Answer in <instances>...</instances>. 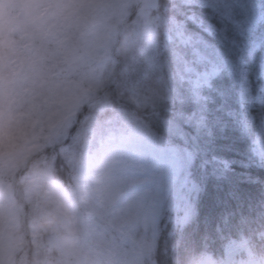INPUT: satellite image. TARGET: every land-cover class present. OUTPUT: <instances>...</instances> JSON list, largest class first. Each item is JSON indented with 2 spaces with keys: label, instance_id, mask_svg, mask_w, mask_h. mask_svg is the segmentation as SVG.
Wrapping results in <instances>:
<instances>
[{
  "label": "clouds",
  "instance_id": "9594fccd",
  "mask_svg": "<svg viewBox=\"0 0 264 264\" xmlns=\"http://www.w3.org/2000/svg\"><path fill=\"white\" fill-rule=\"evenodd\" d=\"M188 3L0 0V264H264V178L203 230L193 197L159 251L125 241L111 218L133 185L161 183L163 146L140 122L173 103L158 57ZM173 70L182 80L178 57ZM92 113L113 126L93 116L85 136ZM254 115L264 121V107Z\"/></svg>",
  "mask_w": 264,
  "mask_h": 264
},
{
  "label": "snow or ice",
  "instance_id": "6c2138e0",
  "mask_svg": "<svg viewBox=\"0 0 264 264\" xmlns=\"http://www.w3.org/2000/svg\"><path fill=\"white\" fill-rule=\"evenodd\" d=\"M180 48L182 80H186L197 108L190 114L181 111L175 114L174 135L185 140L184 125L194 124L198 130L206 127L211 96L203 93L208 89L225 101L219 106L220 111L234 120L251 140L247 161L236 160L233 164L245 168L257 158L264 163V121L254 127L255 118H248L256 102L264 107V0H189ZM223 75L230 78V83L215 86L214 81ZM222 147L227 151L232 145L225 143ZM188 155L191 157L193 152ZM223 167H228L227 162ZM173 179L185 196L190 197L193 191L202 192L187 172L181 175L177 170ZM203 194L208 203L215 204L225 195L234 196L236 190L233 187L225 192L216 187L204 190Z\"/></svg>",
  "mask_w": 264,
  "mask_h": 264
},
{
  "label": "trees",
  "instance_id": "16d2710c",
  "mask_svg": "<svg viewBox=\"0 0 264 264\" xmlns=\"http://www.w3.org/2000/svg\"><path fill=\"white\" fill-rule=\"evenodd\" d=\"M162 42L158 62L161 65V72L165 74V87H167L169 94L173 96V103L146 117L148 120L146 129L159 139L158 141H154V143L193 152L192 161L188 165L187 174L191 177L193 183H196L197 186L202 189V192L197 193L195 191V194H193L198 202L200 210L199 223L203 230V226L207 221H211L213 224L218 221L224 209V201L231 199L230 196L225 195L222 200L217 201L215 204H210L208 203L207 197L203 194V191L216 187H219L225 192L233 187L236 191L251 190V180L255 177L264 178V168L259 165L258 158L254 164H249L245 168L233 164V161L236 160L247 161L251 140L246 133L242 132L234 120L220 111L219 106L225 103V101L208 89H205L203 93L206 96H211L207 105L206 127H202L198 130L194 124L184 125V132L186 134L185 140H180L174 135L172 118L175 114L178 111L190 114L197 108V105L187 90L188 86L186 80H180L176 77L175 71L173 70L177 63L178 54L181 51L180 45L174 43L165 45L163 37ZM173 49L175 50V55L171 54ZM165 65L166 68L164 67ZM168 70H173V79L171 81L168 80L166 74ZM141 75V71L138 70L132 75V79L138 80ZM229 83L230 78L227 75H223L221 78L214 81V85L217 87L222 85L226 86ZM100 103H104V100L101 99ZM228 104L233 108L236 107L231 101H228ZM258 106L259 103L256 102L253 105V109L249 112L248 117L250 120L253 117L255 118L253 121L254 127L259 126L261 123L254 115ZM88 111L89 110L85 108V112ZM93 116H97L99 120L103 122L104 129L113 126L112 121L107 119L109 116L108 113L102 115L99 113H92L87 118H84L79 125L81 133L83 131L84 122L87 119H91L92 121ZM140 123L143 125L142 121ZM93 130L95 132L97 131L94 127ZM65 143H68V141H65ZM225 143L232 145L227 151L222 147ZM204 161H209V163L205 164ZM224 162H227V168L223 167ZM240 173H242V175ZM177 223L172 212L163 215L154 241V247L157 245L159 246L157 251H159V248L164 247L166 237L173 228V225ZM226 237L227 234L214 237V247L219 249L225 242Z\"/></svg>",
  "mask_w": 264,
  "mask_h": 264
},
{
  "label": "rangeland",
  "instance_id": "374dc122",
  "mask_svg": "<svg viewBox=\"0 0 264 264\" xmlns=\"http://www.w3.org/2000/svg\"><path fill=\"white\" fill-rule=\"evenodd\" d=\"M181 31V28H176L167 37H163L165 45L171 43L180 45ZM83 126L82 134L85 136L96 134L93 131L90 120L86 121ZM141 126L145 135L150 138L152 143L159 140L146 127L142 124ZM188 153L185 150L167 147L166 145L163 146V151L160 154L162 160L160 165L161 183L158 185L155 180H152L133 185L122 198V201L134 202L125 210L118 213L113 212L111 218H114V227L119 228V235L125 241L137 245L148 243L153 245L164 212L165 214L172 212L174 219L178 222L189 213L195 191L190 194V197L185 196L175 186L173 179V173L177 170H180L181 175L188 172V165L192 161V156L189 157ZM133 155L135 157L136 154L134 153ZM137 175L143 179V176L147 175V173H137ZM98 227L103 229L105 223L99 221Z\"/></svg>",
  "mask_w": 264,
  "mask_h": 264
}]
</instances>
